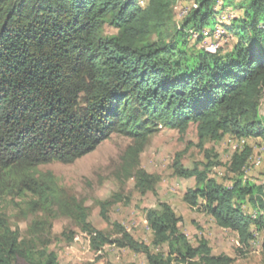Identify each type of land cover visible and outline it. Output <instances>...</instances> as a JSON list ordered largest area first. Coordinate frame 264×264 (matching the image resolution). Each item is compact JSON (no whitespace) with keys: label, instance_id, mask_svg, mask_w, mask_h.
I'll return each instance as SVG.
<instances>
[{"label":"trees","instance_id":"obj_1","mask_svg":"<svg viewBox=\"0 0 264 264\" xmlns=\"http://www.w3.org/2000/svg\"><path fill=\"white\" fill-rule=\"evenodd\" d=\"M179 1L0 0V264H61L47 225L34 220L23 236L10 224L4 207L18 200L35 212L60 206L94 252L114 244L144 254L148 264L230 263L212 255L207 239L193 244L168 201L146 209L148 244L110 220L111 201L101 215L114 232L97 229L85 206L64 204L55 175L39 170L73 163L120 133L134 140L123 155L126 177L146 195L156 192V177L139 158L160 127L185 133L196 124L201 142L264 140V0H196L177 23ZM217 27L236 38L231 47H198ZM252 153L246 145L232 155L231 184L211 176V163L174 165L177 176L196 181L183 200L237 233L243 246L264 233V181L244 173Z\"/></svg>","mask_w":264,"mask_h":264},{"label":"rangeland","instance_id":"obj_2","mask_svg":"<svg viewBox=\"0 0 264 264\" xmlns=\"http://www.w3.org/2000/svg\"><path fill=\"white\" fill-rule=\"evenodd\" d=\"M195 4L196 0L179 1L175 7L176 22L180 23ZM232 13L228 20L237 14L233 11ZM105 31L116 33L117 29L106 26ZM217 35L222 37L221 49L228 50L236 40L224 30L213 33L212 37ZM212 41L208 39L207 45ZM204 43L203 40L198 47H204ZM260 113L264 117V93ZM133 142L134 140L126 135L114 133L94 151L73 163L53 162L41 166L39 170L55 175L59 197L64 198L63 202L68 208L76 201L81 203L87 208L88 221L106 233H113L114 227L102 217V203L111 201L108 209L110 220L120 223L139 241L150 244L152 232L147 225L146 209L157 206L159 201H168L177 215L182 217L180 227L193 244L197 245L201 238L207 239L212 248V255L231 258L229 264H264V233H256V238L249 246L241 245L237 233L219 227L201 206L192 208L183 200L186 190L194 186L196 181L195 178H181L174 172L177 160H181L185 167L190 168H203L204 164L211 163V176L221 183L231 184L234 177L229 171L231 157L248 145L252 147L253 153L245 168V176L262 182L264 140L238 139L226 135L220 141L201 142L196 124H191L185 133L160 127L151 136L139 158L140 167L156 177V192H148L146 195L137 190L135 177L127 178L123 169V155ZM118 194L123 201H114L115 195ZM4 209L10 224L19 229L23 236H29L34 220L47 225L45 229L51 230L49 248L56 251L61 264H148L144 254L114 244L106 245L101 252H94L87 233L72 217L64 215L58 205L51 213L46 210L35 212L29 210L25 202L18 200ZM246 209L254 213L252 209ZM65 232L75 236L71 242L63 235Z\"/></svg>","mask_w":264,"mask_h":264},{"label":"built area","instance_id":"obj_3","mask_svg":"<svg viewBox=\"0 0 264 264\" xmlns=\"http://www.w3.org/2000/svg\"><path fill=\"white\" fill-rule=\"evenodd\" d=\"M221 38L222 37H218V35L217 36H213L212 38H211V40H213L209 45H207V43H204V44H206L204 47L208 50V51H210V52H217L218 50H220L221 49Z\"/></svg>","mask_w":264,"mask_h":264},{"label":"bare ground","instance_id":"obj_4","mask_svg":"<svg viewBox=\"0 0 264 264\" xmlns=\"http://www.w3.org/2000/svg\"><path fill=\"white\" fill-rule=\"evenodd\" d=\"M220 7V6H219ZM223 15V14H222ZM225 17L226 16H224L223 18L225 19ZM228 17V16H227ZM223 20V19H222ZM227 20V19H226ZM207 30V29H206ZM221 30H222V28L221 27H217V29L214 31V33H217V32H221ZM206 34H209V32H206ZM205 34V35H206ZM212 34V33H211ZM210 34V35H211ZM192 36H193V39H196L198 36H197V34H195V33H193L192 34ZM207 38V37H206ZM209 39V38H208ZM257 164H259V162H257Z\"/></svg>","mask_w":264,"mask_h":264}]
</instances>
